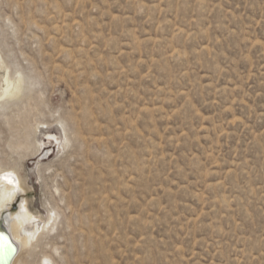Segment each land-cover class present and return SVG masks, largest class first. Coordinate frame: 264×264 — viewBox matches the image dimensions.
Returning a JSON list of instances; mask_svg holds the SVG:
<instances>
[{
	"label": "rangeland",
	"instance_id": "1",
	"mask_svg": "<svg viewBox=\"0 0 264 264\" xmlns=\"http://www.w3.org/2000/svg\"><path fill=\"white\" fill-rule=\"evenodd\" d=\"M10 169L17 264H264V0H0Z\"/></svg>",
	"mask_w": 264,
	"mask_h": 264
},
{
	"label": "bare ground",
	"instance_id": "2",
	"mask_svg": "<svg viewBox=\"0 0 264 264\" xmlns=\"http://www.w3.org/2000/svg\"><path fill=\"white\" fill-rule=\"evenodd\" d=\"M14 90L17 92L20 90L19 79ZM9 96L10 91L6 86L3 97L7 98ZM0 176V219L5 223L11 237L18 245V254L12 261V264H17L21 253L32 247L35 235H38L37 241L44 234L43 232L49 228L50 222L37 221V218L28 210L26 199L21 200L16 212H11L12 205L18 197H21V194H25V189L14 169L0 171Z\"/></svg>",
	"mask_w": 264,
	"mask_h": 264
},
{
	"label": "water",
	"instance_id": "3",
	"mask_svg": "<svg viewBox=\"0 0 264 264\" xmlns=\"http://www.w3.org/2000/svg\"><path fill=\"white\" fill-rule=\"evenodd\" d=\"M18 254V245L15 243L5 223L0 219V264H12Z\"/></svg>",
	"mask_w": 264,
	"mask_h": 264
}]
</instances>
